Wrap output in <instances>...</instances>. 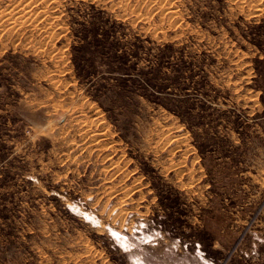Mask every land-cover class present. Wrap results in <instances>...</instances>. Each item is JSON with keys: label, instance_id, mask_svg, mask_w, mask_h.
<instances>
[{"label": "rangeland", "instance_id": "obj_1", "mask_svg": "<svg viewBox=\"0 0 264 264\" xmlns=\"http://www.w3.org/2000/svg\"><path fill=\"white\" fill-rule=\"evenodd\" d=\"M20 1L0 264H264V0Z\"/></svg>", "mask_w": 264, "mask_h": 264}, {"label": "bare ground", "instance_id": "obj_2", "mask_svg": "<svg viewBox=\"0 0 264 264\" xmlns=\"http://www.w3.org/2000/svg\"><path fill=\"white\" fill-rule=\"evenodd\" d=\"M23 0H21L20 2H22ZM33 1V0H32ZM47 1H49V0H47ZM51 2H52V0H50ZM54 1H56V0H54ZM246 1V0H245ZM30 2V1H29ZM37 2V1H36ZM39 2V1H38ZM41 2V1H40ZM58 2V1H57ZM160 2H162V1H160ZM26 3V2H25ZM49 3V2H48ZM243 3V2H242ZM241 3V4H242ZM250 4H251V2H249ZM8 4V3H7ZM26 4H28V3H26ZM43 4V3H42ZM61 4V3H60ZM255 4V3H254ZM4 5V4H3ZM22 5H24V4H22ZM33 5V4H32ZM37 5V4H36ZM56 5V4H55ZM55 5H54V7H55ZM29 6H31V4H29ZM2 7V6H1ZM16 8H20V6L19 7H16ZM46 8V7H45ZM15 9V8H14ZM25 9V8H24ZM23 9V10H24ZM44 9V8H43ZM52 9V8H51ZM50 10V9H49ZM174 10V9H173ZM176 10V9H175ZM10 11V10H9ZM8 11V12H9ZM20 11V10H19ZM19 11H16V9L15 10H12L11 11V13H12V16H13V12L15 13V12H19ZM167 11V10H166ZM45 12V11H44ZM2 13V14H1ZM6 13H7V11H6ZM4 11L2 12H0V21L2 22V20L5 22V20L6 21H11V20H13V22H11L12 24H14L15 22H14V19H17V18H14L13 19V17L11 16H8V14H6ZM10 13V12H9ZM10 13V14H11ZM18 14H20V12L18 13ZM29 14V13H28ZM47 14H48V12H47ZM50 14V13H49ZM45 15V14H44ZM43 15V16H44ZM15 16H16V13H15ZM40 16H41V14H40ZM23 16L21 15V18H22ZM24 18V17H23ZM55 18V17H54ZM19 19H20V17H19ZM25 19V18H24ZM24 19H22V20H24ZM33 19V18H32ZM48 20V19H47ZM20 21H21V19H20ZM19 21V22H20ZM16 22H17V20H16ZM26 22H28L27 21V19H26ZM8 23V22H7ZM10 24V23H9ZM48 25H49V23H48ZM9 26V25H8ZM20 26V25H19ZM16 28V27H15ZM28 31V30H27ZM92 105V104H91ZM96 109V108H95ZM90 119V118H89ZM96 124V123H95ZM80 129V128H79ZM105 129V128H104ZM95 131V130H94ZM102 131H103V129H102ZM78 132V131H77ZM103 134V133H102ZM101 136V135H100ZM103 137V136H102ZM106 137V136H105ZM112 137V136H111ZM107 138V137H106ZM101 139V138H100ZM112 139V138H111ZM177 139V138H176ZM102 145V144H101ZM113 149V148H112ZM110 155V154H109ZM115 163V162H114ZM120 168H122V167H120ZM108 179V178H107ZM122 204V203H121Z\"/></svg>", "mask_w": 264, "mask_h": 264}]
</instances>
